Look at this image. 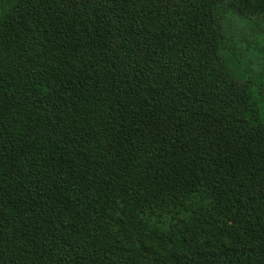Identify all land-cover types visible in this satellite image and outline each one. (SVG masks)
<instances>
[{"label": "trees", "instance_id": "obj_1", "mask_svg": "<svg viewBox=\"0 0 264 264\" xmlns=\"http://www.w3.org/2000/svg\"><path fill=\"white\" fill-rule=\"evenodd\" d=\"M263 47L264 0H0V264H264Z\"/></svg>", "mask_w": 264, "mask_h": 264}, {"label": "rangeland", "instance_id": "obj_2", "mask_svg": "<svg viewBox=\"0 0 264 264\" xmlns=\"http://www.w3.org/2000/svg\"><path fill=\"white\" fill-rule=\"evenodd\" d=\"M244 45V44H243ZM250 57V60L252 63H255L254 61L256 60L255 58H262L264 57V47L262 48V51H257V52H249V56L248 58ZM257 64H253L252 66H255Z\"/></svg>", "mask_w": 264, "mask_h": 264}]
</instances>
